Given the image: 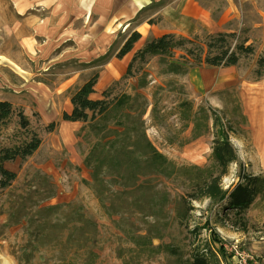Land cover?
<instances>
[{
    "label": "rangeland",
    "instance_id": "1",
    "mask_svg": "<svg viewBox=\"0 0 264 264\" xmlns=\"http://www.w3.org/2000/svg\"><path fill=\"white\" fill-rule=\"evenodd\" d=\"M17 1L0 0V101L13 109L0 126V151L29 140L31 132L41 144L30 157L3 164L16 177L0 190V264H191L195 256L208 264H264V195L245 213L223 214L226 204L199 197L195 185L217 174L211 151L219 129L237 156L221 188L230 193L243 176L264 177V77L255 74L264 59V0H194L206 22L186 18L172 25L171 10L156 15L151 22L161 24L159 32L173 29L191 41L168 58L184 70L167 73L162 59L152 57L135 63V76L122 80L133 54L152 37L118 60L114 56L130 32L122 36L120 27L114 29L110 44L94 40L87 36L88 16L85 35L50 39L44 51L29 52L5 31ZM173 1L153 4L150 13ZM27 6L24 18L41 11ZM22 22L20 17L17 24ZM224 33L232 34L225 49L236 52L243 45L252 54L237 53L235 66L193 67L198 56L219 52L221 44L212 37ZM94 73L92 99L107 90L110 107L124 94L132 100L122 114L110 110L93 121L63 122L71 95ZM19 111L28 121L25 130L18 125ZM128 111L131 116L124 117ZM143 135L175 171L150 173L141 156ZM131 148L135 159L129 158Z\"/></svg>",
    "mask_w": 264,
    "mask_h": 264
},
{
    "label": "trees",
    "instance_id": "2",
    "mask_svg": "<svg viewBox=\"0 0 264 264\" xmlns=\"http://www.w3.org/2000/svg\"><path fill=\"white\" fill-rule=\"evenodd\" d=\"M232 36V34H217L212 37L216 43L221 45L218 47V53L213 57L206 55L203 59L200 56L197 57V65H190V67L200 66L201 62L204 63V66L209 68H218V67H230L235 66L238 62V54L249 55L252 54L251 47H244L240 45L236 47V52L229 51V48L225 47L227 37ZM141 36L137 32H132L118 52L115 54V58L121 60L127 54H129L134 45L140 40ZM211 42V41H210ZM191 43L189 39L176 36L174 34H165L158 38H152L146 41L140 49H138L132 56L130 62L126 66L124 75L120 80L126 78H132L135 76L136 71L133 72V66L135 63L142 65L147 61V59L152 57H159L162 59L166 65V72L173 74H180L183 69V66L177 63H174L168 60L172 56L174 50L179 48H184L186 44ZM212 43H208L207 48H212ZM109 54H106L101 57V61H107ZM264 65V59L260 58L257 62V70L255 74L258 78L264 77V73L261 71V68ZM98 74L94 73L84 84L79 87L70 97V104L72 106L71 112H63L61 114V120L68 123H77V122H89L93 121L95 117H104L109 114V111H113L118 114H122V108H126L129 101L132 100V97L129 95H122L119 97L112 107H110V102L107 101V90H104L101 93L102 99H91V95L95 93V86L97 84ZM139 88H143L145 83L138 85ZM13 115V109L9 102L0 101V126L4 125L9 118ZM18 125L21 129H27L28 121L22 112H17ZM131 116V112H125L124 117ZM215 123H219V120L214 119ZM121 127V126H120ZM54 125H48L47 129L50 131L53 130ZM197 129V125H196ZM125 131V130H124ZM121 134L125 132H120ZM118 134V133H117ZM29 140L22 142L18 146L12 148L1 149L0 151V190L5 189L10 186L11 182L15 179V174L9 170H6L3 167V164L6 162L14 161L15 159L24 160L27 157H30L40 146L41 140L36 133L31 132L29 134ZM199 136L196 135V137ZM144 138L145 149L141 156L145 158L149 168L151 169L150 173H164L165 168H171L172 172L175 171V165L167 160L165 156L158 153L156 149L149 143V141ZM129 138V142H131ZM110 141H106L105 144H108ZM113 142H117L113 140ZM136 142V143H135ZM113 144V143H109ZM137 140L132 141V145L135 146ZM117 146V144H116ZM121 152H124L125 148H121ZM134 150V151H133ZM136 150L131 148L128 152L129 158L135 159ZM140 154V153H139ZM211 159L214 162L217 174L213 176V173H209L206 178L196 180L195 185L199 189V197L208 198L211 202L226 205L222 207L223 214H226L225 211H233L237 214L245 213V211L250 207L252 202L256 197L264 195V177H252V176H243L242 182L238 183L230 193L226 190L224 191L221 186V178L226 175L228 166L231 163H235L237 160L236 152L233 146L229 141V137L225 131L222 129L218 130V133L213 141ZM198 170V169H197ZM201 170V169H200ZM210 236L212 240L216 243H220L217 238V234L210 229ZM159 248V247H157ZM217 253L221 256L224 255L223 246L220 243V247L217 250ZM191 264H208L206 259L203 256H195Z\"/></svg>",
    "mask_w": 264,
    "mask_h": 264
},
{
    "label": "crops",
    "instance_id": "3",
    "mask_svg": "<svg viewBox=\"0 0 264 264\" xmlns=\"http://www.w3.org/2000/svg\"><path fill=\"white\" fill-rule=\"evenodd\" d=\"M160 1L162 0H27L26 2L18 0L14 2L16 15L11 16L12 20L9 18L12 25L7 24L5 31L12 39H19L20 44L26 45L29 52L32 50L36 53L40 48L44 51L47 47L46 42L50 39H68L73 35H77L78 38L80 35H85L82 26L87 22L88 16L91 18L88 19L87 26H91L87 36L94 40H109L108 44L116 38L115 32L119 27L122 36L126 32L130 34L137 32L141 36L139 41L148 37L158 38L165 34H174L173 29L159 32L158 27L161 24L151 22L158 14L168 15L169 10L172 13L170 12L168 17L172 16L173 19L175 16L172 25L179 24L186 18L206 22V13L194 0H175L162 6L157 12L150 13L152 5ZM0 4L4 3L0 2ZM28 4L30 8H38L41 11L24 18L21 12L28 7ZM20 17L22 21L24 19L26 25H29L28 29L22 27L24 22L21 25L17 24ZM0 20H4V15L0 16ZM163 20L169 21L165 18Z\"/></svg>",
    "mask_w": 264,
    "mask_h": 264
}]
</instances>
